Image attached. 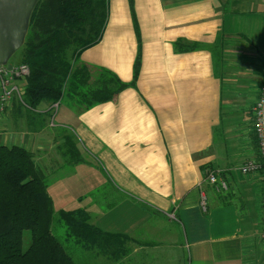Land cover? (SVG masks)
Instances as JSON below:
<instances>
[{
    "label": "crops",
    "instance_id": "obj_1",
    "mask_svg": "<svg viewBox=\"0 0 264 264\" xmlns=\"http://www.w3.org/2000/svg\"><path fill=\"white\" fill-rule=\"evenodd\" d=\"M133 11L135 19L131 0H109L104 36L81 61L131 84L136 20V85L91 109L66 97L61 135L29 131L14 100L0 117V144L30 150L53 185L64 179L57 170L71 167L64 191L81 207L61 210L84 209L124 237L119 257L94 253L88 264H264V177L241 172L259 159L264 0H133ZM180 42L204 47L177 52ZM211 173L228 189L216 190ZM48 192L55 206L57 189Z\"/></svg>",
    "mask_w": 264,
    "mask_h": 264
},
{
    "label": "trees",
    "instance_id": "obj_2",
    "mask_svg": "<svg viewBox=\"0 0 264 264\" xmlns=\"http://www.w3.org/2000/svg\"><path fill=\"white\" fill-rule=\"evenodd\" d=\"M133 17V0H131ZM109 18V0H41L32 16L24 46L11 59L30 69L21 79L25 90L19 116L29 130L46 126L51 110L41 105L61 104L70 96L85 109L115 101L128 86H135L141 64V39L134 80L124 83L114 73L81 61L86 50L101 42ZM182 44L177 43L176 47ZM202 43L187 42L177 52L202 49ZM18 58V60L16 59ZM76 151L74 144L70 146ZM69 151V150H68ZM69 153V152H68ZM59 216L68 236L86 253L108 259L120 256L121 236L102 231L84 209L56 212L48 184L33 153L20 145L0 144V264H79L53 231ZM31 241L24 249V234Z\"/></svg>",
    "mask_w": 264,
    "mask_h": 264
},
{
    "label": "built area",
    "instance_id": "obj_3",
    "mask_svg": "<svg viewBox=\"0 0 264 264\" xmlns=\"http://www.w3.org/2000/svg\"><path fill=\"white\" fill-rule=\"evenodd\" d=\"M264 63V61H263ZM29 74V68L26 65H22L14 71L8 70L6 67L0 65V116H3L7 111L14 93H20L19 88L13 85V81L16 77H21ZM255 115V132L258 138L259 154L258 161L249 160L241 169L242 174L247 175L251 173H259L264 177V83L261 87L260 97L257 104L254 107ZM211 184L216 187V190H227L228 183L226 180L218 181L217 176L211 173L208 177ZM202 207L206 210L207 200L205 194L202 195ZM262 208V231L261 236L264 239V195L261 203Z\"/></svg>",
    "mask_w": 264,
    "mask_h": 264
},
{
    "label": "water",
    "instance_id": "obj_4",
    "mask_svg": "<svg viewBox=\"0 0 264 264\" xmlns=\"http://www.w3.org/2000/svg\"><path fill=\"white\" fill-rule=\"evenodd\" d=\"M41 0H0V64H9L25 44L33 13Z\"/></svg>",
    "mask_w": 264,
    "mask_h": 264
},
{
    "label": "rangeland",
    "instance_id": "obj_5",
    "mask_svg": "<svg viewBox=\"0 0 264 264\" xmlns=\"http://www.w3.org/2000/svg\"><path fill=\"white\" fill-rule=\"evenodd\" d=\"M64 105L65 104L63 103L62 106H64ZM43 110H44V107L41 105L40 108L38 109V111H43ZM60 116H61V110L60 109L58 110V107L54 106L53 109L51 110L50 116L48 115V117L46 119V126L41 128V130L46 128V131L48 133H54L55 135H57V134L61 135V133L56 132L57 130H60V128H61L60 126H58L61 123L60 122ZM29 131L34 132L33 130H29ZM72 132H74V131H72ZM9 146H11V145H9ZM80 169L85 170L86 168L80 167ZM71 170H72L71 167H67L65 165V166H63L57 170V172H61V171L63 172L61 174V176L58 177V179L63 178V177H64V179H62L58 183L56 182L53 185V183L51 181H53L54 177H49L50 178L49 180H51V181L48 180V182H47L48 186H50V191L57 189L56 197H54V201H55L54 207L58 208L59 210L71 209L73 205H76V207H81V205H78L76 200H72L69 197V195H67L68 193L64 191V189H66V187H67L68 182L71 181L70 178L66 177V176H69L68 174ZM53 231L56 234V236L59 238V240L62 242V244L65 246V248L68 250V252L71 255H73L74 257H76L79 264H88L87 259H88V257H92L93 253H90V252L86 253L79 246H77L75 244L74 240L68 236L67 229L64 227V225L61 224L58 215H55V217H54ZM30 241H31V232L26 231L24 234V249L28 248ZM89 264H96V263H89Z\"/></svg>",
    "mask_w": 264,
    "mask_h": 264
},
{
    "label": "bare ground",
    "instance_id": "obj_6",
    "mask_svg": "<svg viewBox=\"0 0 264 264\" xmlns=\"http://www.w3.org/2000/svg\"><path fill=\"white\" fill-rule=\"evenodd\" d=\"M264 61V60H263ZM264 64V63H263ZM1 65V64H0ZM13 65V64H12ZM1 66H4V67H6L8 70H10V71H14L15 69H17V68H19L20 66H22L21 64H18V65H13V68L12 69H9L8 68V66L7 65H1ZM29 73H30V69H29ZM27 75H29V74H27ZM27 75H24V76H21V77H16L15 79H14V81H13V85H15V86H17L18 88H19V91H20V93L18 94V93H14V95H13V97H12V99L10 100V104H9V106H8V108H7V111L4 113V115L5 114H7V112H8V110L9 109H11V106H12V103H13V101L15 100H18L19 102H22V103H24L23 102V93H24V90H25V87H24V85L23 84H18V82L19 81H21V79L23 78V77H25V76H27ZM264 83V82H263ZM263 85V84H262ZM262 85H261V87H262ZM260 91H261V88H260ZM259 97H260V94H259ZM258 100H259V98H258ZM258 102V101H257ZM257 102H256V104H257ZM255 104V105H256ZM60 104L59 103H57V104H54V105H52L53 107L54 106H59ZM255 107V106H254ZM53 108H51L50 110H52ZM253 112H254V108H253ZM3 115V116H4ZM255 116V115H254ZM1 117V116H0ZM254 123H255V121H254ZM255 128V127H254ZM256 133V132H255ZM257 136V135H256ZM257 142H258V138H257ZM258 149H259V145H258ZM259 158H260V154H259ZM259 160V159H258ZM258 160H256V161H258Z\"/></svg>",
    "mask_w": 264,
    "mask_h": 264
}]
</instances>
